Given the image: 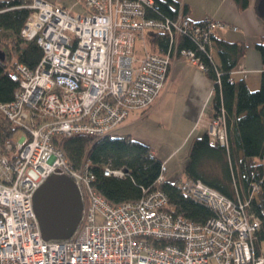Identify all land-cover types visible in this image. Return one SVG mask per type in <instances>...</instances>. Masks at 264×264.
<instances>
[{
	"label": "built area",
	"instance_id": "1",
	"mask_svg": "<svg viewBox=\"0 0 264 264\" xmlns=\"http://www.w3.org/2000/svg\"><path fill=\"white\" fill-rule=\"evenodd\" d=\"M79 1L84 14L46 0L25 5L20 35L35 40L42 54L33 68L14 65L13 98L0 101V113L24 131L0 149V264H264L256 249L259 219L247 211V200L196 180L184 188L213 211L202 221L167 209L159 189L112 204L96 191L88 163L74 168L51 143L55 134L112 133L129 110L147 109L163 87L178 36L188 33L207 45L208 33L224 23L205 17L203 26L194 25L180 11L173 20L149 16L153 0ZM156 30L169 35L170 49L138 57L135 40ZM180 54L203 69L192 50ZM52 173L70 176L83 203L66 239L45 240L33 207L34 192ZM103 173L125 175L108 165Z\"/></svg>",
	"mask_w": 264,
	"mask_h": 264
},
{
	"label": "trees",
	"instance_id": "2",
	"mask_svg": "<svg viewBox=\"0 0 264 264\" xmlns=\"http://www.w3.org/2000/svg\"><path fill=\"white\" fill-rule=\"evenodd\" d=\"M244 8L248 0H234ZM259 0H256L258 3ZM31 0H0V101L13 98L17 82L9 77L16 63L33 68L39 61L42 50L35 40H25L20 28L28 13L25 6ZM194 25L200 21L188 18L187 6L175 0H153V8L147 9L149 16L175 19L179 13ZM208 17V16H206ZM263 33L253 43L262 63L259 87L251 90L244 79L231 76L248 45L243 41H231L211 30L209 44L198 42L192 35L182 33L177 39L176 54L190 49L202 65L205 74L213 81L209 107L212 115L223 112L226 130L224 144L210 140L206 131L192 137L185 151L182 172L174 179L163 176L157 180L162 160L150 144L129 133H108L94 136L83 133L71 135L55 134L51 143L63 150L74 168L88 163L94 173L93 185L109 203L137 200L143 191L159 189L167 197L166 208L194 221H202L213 215L204 203L188 196L186 181L199 180L223 195L247 200V211L259 219L256 245L264 239V15H260ZM146 45L143 52L162 54L169 47V35L161 30L148 31L144 35ZM211 47L215 48L214 57ZM135 48V47H134ZM135 53H136V49ZM137 55V53H136ZM138 56V55H137ZM20 128L0 113V149L5 143L15 142L13 135ZM121 168L123 177L105 175L104 166ZM164 165V164H163ZM164 174V173H163Z\"/></svg>",
	"mask_w": 264,
	"mask_h": 264
},
{
	"label": "crops",
	"instance_id": "3",
	"mask_svg": "<svg viewBox=\"0 0 264 264\" xmlns=\"http://www.w3.org/2000/svg\"><path fill=\"white\" fill-rule=\"evenodd\" d=\"M46 1L58 4L65 9L73 5V0ZM175 1L187 6L186 15L192 21H200L206 16L222 20L226 25L219 29L220 31H215V34L231 41H243L248 45L231 76L234 80L243 78L251 90L258 88L262 63L253 43L263 33V23L257 12L256 0H248V5L244 8L238 7L234 0ZM140 44L146 47V43ZM242 67L245 68V72L239 71ZM212 86L213 81L200 66L181 54H174L170 58L163 87L154 103L147 109L129 110L126 118L117 125L115 130L118 129L119 133H130L149 143L156 154L161 152L163 158L157 155L162 160L166 172V163L172 156L187 146L192 137L205 131L203 124L205 115L208 116L210 113ZM167 113L170 115L169 118L165 115ZM141 122L153 126L157 132L151 130L146 135L140 133L138 125ZM157 135H162L166 144L162 143L167 146L166 149L162 150L154 143L157 139H149ZM259 244L256 245L258 252H260Z\"/></svg>",
	"mask_w": 264,
	"mask_h": 264
},
{
	"label": "water",
	"instance_id": "4",
	"mask_svg": "<svg viewBox=\"0 0 264 264\" xmlns=\"http://www.w3.org/2000/svg\"><path fill=\"white\" fill-rule=\"evenodd\" d=\"M257 12L264 15V0L258 1ZM33 207L45 240L66 239L79 223L83 203L70 176L52 173L34 192Z\"/></svg>",
	"mask_w": 264,
	"mask_h": 264
},
{
	"label": "rangeland",
	"instance_id": "5",
	"mask_svg": "<svg viewBox=\"0 0 264 264\" xmlns=\"http://www.w3.org/2000/svg\"><path fill=\"white\" fill-rule=\"evenodd\" d=\"M67 9H69L73 13H79V14H84L87 11L86 8L84 7V5L79 0H73V5L67 6ZM218 31H220V30H217V32ZM141 42L142 41L140 39L135 40V49H136L137 55H139V56L143 53V49H144L142 44H140ZM210 50H211L212 56L214 57L215 48L211 47ZM192 63H194V62H192ZM194 64H197V63H194ZM239 71L245 72L246 70H245V68L242 67L239 69ZM209 111H210L209 115L208 116L205 115V120H204V124H203L205 126V131L207 132L209 138L212 136V138L215 139L214 141H217L220 143L219 139H221V137H222L223 142H224L227 137H226V130H225V125H224L225 120H224L223 112L219 113V115L216 118H214L215 115H212L211 109H209ZM165 115L167 118H169V116H170L169 113H167ZM138 126L140 127L138 131L142 134H145V135L148 134L149 131H151V130L157 132V130H155V128L153 126H151L145 122H141V124ZM213 130H215L213 135L212 134L210 135L208 133V131H210L212 133ZM219 130L222 132H219ZM114 132L119 133V130L118 129L114 130L112 133H114ZM23 135H24V131L21 128H18L13 135V140L18 141ZM149 139H157L154 143L157 146H159L162 150H163V148L166 149L167 146L165 145L166 143L162 139V135L152 136ZM210 140H211V138H210ZM162 142H164L165 144H163ZM186 149H187V146H184L182 148V150H180L177 154L172 156V158L166 163L167 171L165 172V169H164V171L162 172V175L165 176L166 179L174 180L182 172L183 166L185 164V158L183 156H185ZM157 154L162 158L164 157L161 152H158ZM162 165H163V163L161 164V166ZM161 166H160V168H161ZM259 251H260V253L264 254V239L260 241Z\"/></svg>",
	"mask_w": 264,
	"mask_h": 264
}]
</instances>
